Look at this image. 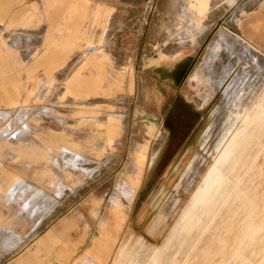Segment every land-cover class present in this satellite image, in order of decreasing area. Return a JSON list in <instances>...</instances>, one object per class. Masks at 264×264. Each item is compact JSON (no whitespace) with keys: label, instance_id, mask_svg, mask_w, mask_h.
Listing matches in <instances>:
<instances>
[{"label":"rangeland","instance_id":"obj_1","mask_svg":"<svg viewBox=\"0 0 264 264\" xmlns=\"http://www.w3.org/2000/svg\"><path fill=\"white\" fill-rule=\"evenodd\" d=\"M35 1L37 0L24 2ZM249 1L251 0H107L106 3L114 12L113 17H119L121 23L115 25L110 36L106 37V52L112 62V69L106 66L105 72L117 70L113 75L115 79L122 77V74L118 75L125 69L119 89L111 86L112 82L107 74L103 81L94 80L96 82L92 84L89 82L84 93H65L66 80L77 67L79 55L88 47L84 40L79 42L76 49L66 53V60L62 63L57 62L61 58L59 56L46 62L41 61L38 65L33 60L30 65L25 66L26 63L23 65L20 61L25 48L23 46L12 51L19 60L14 63L15 67L10 65L13 63L12 59L10 63L3 59L0 63V97L5 98L7 95L4 92L13 90L14 84L20 87L19 84L30 79L29 84H26L31 86L26 95L27 102L18 107L38 108L41 113L44 112L43 108L51 109L41 117L33 114L31 120H27L32 138H26L25 141L14 140L15 143L9 148L0 147V161L6 175L17 176L34 187L43 189L57 201L51 214L40 224L37 233L27 239L28 244L26 243L23 251L31 248L59 222H64L66 227L62 235L57 237L60 242L52 244L50 249H42V261L70 264V261L82 255L91 246L94 236H99V220L105 216L108 198L128 163L133 145L136 142L145 145L159 129L166 134L165 140L155 161L147 170L143 185L132 202L118 236L130 239L132 243L141 238L145 246V264H152L150 260L156 251L159 252L161 264H217L223 257L222 253L231 252V246L238 247L237 253L245 252L246 248L255 250L256 263L264 264V207L251 206L252 199H264V186L259 180L260 169L263 168L264 172V138H254L255 133L261 134L263 130L257 128L251 138L231 141L228 156L213 175L214 181L191 205L193 195L211 164V154L227 133L225 131L230 129L232 118L242 123L249 111L247 105L243 111L240 109L234 112L228 107L217 112V106L223 107L222 90L218 89L213 93L215 87L212 88L207 82L198 85L192 80V76L217 29L220 26L237 28L239 20H247L252 16H242L244 11L252 10L258 0H252L254 5L251 7L247 6ZM183 5L187 6L188 12L181 10ZM54 7L55 5H51L48 8V43L41 48L49 50L47 53L55 49L53 47L56 45L53 44L61 37L60 34L70 33H58L51 29L56 14ZM41 25H32L36 28L33 32L36 38L45 34L40 29ZM24 28L17 26L10 31L23 35ZM86 32L87 30L84 33ZM102 32L101 28L93 30V42L100 38ZM51 63L55 65L50 76L54 83L37 95L38 83L49 76L47 68ZM242 67L241 61L236 72ZM84 74L89 75L88 71ZM204 96L207 101L201 109L198 102ZM1 103L3 101L0 100ZM242 103L244 105L247 101ZM0 109L10 111L15 107L0 106ZM62 113L68 115L64 123L56 119ZM112 113L121 117L123 134L119 139V147L110 152H102L101 148L96 147H101L106 138L100 136L91 141L89 136L101 135V131L90 119ZM6 125L7 122L0 120V129ZM235 127L232 129L234 132ZM44 129L56 133L64 130L65 139L74 140L79 145L78 153H83V148L92 149L91 153L84 155L91 160L88 166L94 168L92 175L83 176L79 182L66 181L61 177L60 170L50 163L52 154H47L48 142L55 146H59L60 142L58 138H38V134ZM238 147L248 150L233 175L230 170L232 155ZM255 147L257 155H262L263 158L259 159L261 164L257 166V181L253 179L250 184L247 156L250 148ZM50 150L59 152L54 148ZM1 176L2 180L5 175L1 173ZM58 181L70 186L72 190L64 189L57 196L54 191ZM93 202H100V206L97 218L87 231L85 221L93 209ZM187 207L189 209L185 219L188 218V227L182 221ZM1 211L6 214L7 208L2 206ZM56 251L57 254L54 253ZM65 252L71 256H66ZM18 255L6 257L0 264H11Z\"/></svg>","mask_w":264,"mask_h":264},{"label":"crops","instance_id":"obj_2","mask_svg":"<svg viewBox=\"0 0 264 264\" xmlns=\"http://www.w3.org/2000/svg\"><path fill=\"white\" fill-rule=\"evenodd\" d=\"M24 1L25 0H0V63L3 61V59L4 62L7 61L10 63L12 59L13 63L10 65H13V67H15L14 63L16 61L19 62V60L17 59V56H15L16 54L12 51L22 46L25 48L21 55L22 58L20 59V61L23 65L26 63L25 66L30 65L33 60L35 61V64L38 65L41 61L46 62V60H53L59 56H61V58L57 59V62L61 61L62 63L66 60V53L73 51V49H76V47L79 46V42L84 40L86 41L88 47L83 52V54L79 55L77 67L72 70V74L67 78V87L65 88V93H84V90L87 85H89V82L90 84H92L93 82H96L94 80L103 81L104 75L107 74L110 76L112 82L111 86L115 87L116 89L120 88L124 79L123 73L125 72V69L118 75L120 76V74H122V77H118L115 79H113V75L117 73V70L115 71L113 69L112 72H105L106 66H108L109 69H112V62L110 61L108 53L106 52V37L110 36V32H112L115 25L121 23V19L119 17H113L114 12L112 11V8H110L106 3L107 0H37L35 2L27 3H25ZM51 5H55L54 8H56L54 10L56 14L53 18V26H51V29H55L58 33L63 31H69L70 33L60 34L62 39L61 37L57 38L56 42L53 44L56 45V47H53L55 49L52 52L47 53L49 50L44 51V49L42 50L41 48L48 43L46 42L48 41L46 31L49 30V28L48 26L46 27V25L49 23L48 8ZM19 14L20 17H17V15ZM249 14L252 15L250 18H248L247 20L243 19L242 21L239 20L237 22L236 26L238 29H232L242 39L243 42L238 41L240 44L234 42L235 44H237L235 45L233 43L235 47L232 43L230 45L227 44L225 47V44L218 45L222 43L217 40L216 49L213 50L215 42L214 44L210 43V45L208 46L207 49H209L210 47L212 54H214L215 51L214 56L216 57V59L214 60L217 61V63L216 61H214L216 66V73L214 71V74H212L214 70V68L212 67L213 65L211 66L210 63H207L208 65H205V62L203 61V63H201L200 58L198 67L194 75L192 76V80H194L198 85H203L207 82V84H209L212 88L215 87L216 89L215 91H212L213 93H215L218 89H223V91L225 90L224 92H222L223 107L217 106V111L225 110L226 108L228 109V107L231 110L234 109V111L240 110V105L242 106V98L243 101H245V95L243 96L242 92L243 94L246 93L245 89L246 86H248L246 82L248 80V83L252 81V85H254L251 86L250 83L249 86H251V88L249 91L247 90L248 94L246 93V95L248 96L250 95V93L254 92L251 94H254L252 97L250 95V98L248 96L249 99L246 98L247 103H251H248L249 112L251 111L252 104H254L256 100H258V98L264 94V78L263 80L261 78V74H263V72H260L262 69L261 66H264V0H258L253 9L244 11L242 16L246 15L245 17H247V15ZM91 15H93L92 20H90ZM38 23L42 24L40 29L44 30L45 34H42L39 38H36V35L33 33L36 28H33L32 25L36 27ZM17 26H19L20 28L25 27V30L22 31L24 32L22 33L23 35H20L18 33H11L10 30L16 29ZM100 28L103 30V32L100 38L97 41L93 42V30ZM86 30L87 32H90L84 33ZM220 46L224 50V52H220L223 51L219 48ZM253 47L257 48L256 50L258 52ZM234 48L235 51L233 52ZM204 53L205 51L203 52V54ZM230 53L233 54V56H231ZM222 54L224 55L222 56ZM237 54L239 55V57L237 56ZM244 54L246 55V58H244L246 59V61L244 62H247V67L246 63L243 62ZM259 54L260 57H258ZM249 55H251L252 57ZM5 56L7 59L5 58ZM235 56L237 57V60ZM261 57L263 60H261ZM241 58L243 62V67L241 68V70L243 72L241 70L236 72V69L241 62ZM259 59L260 61H258ZM209 65L213 70L210 69ZM218 65L220 67H218ZM259 65L261 66L259 67ZM54 67L55 65L53 63L48 66L47 74L49 76H47V78L41 79V81L38 83V85H40L37 88V95L39 93H43V91H45L50 85L54 83L53 78L50 77L52 76L51 71L54 69ZM230 67L232 68L228 70ZM63 70L64 69L62 68L61 72H63ZM263 70L264 67L262 71ZM87 71L89 75L84 74V72ZM214 75H216L217 77ZM248 75L251 77L250 79H248ZM230 78L233 80L229 81ZM234 78L236 79L234 80ZM255 78H257V80H255ZM244 79L246 80V82H244ZM259 80H262L263 82H260H262L263 84H260L258 88ZM29 81L24 80L23 83L19 84L20 87H17V85L14 84L13 90L4 92V94L7 95L5 98H2V96L0 97V100L3 101L0 106H9L10 108L15 107V109H10V111L0 109V120L5 123L7 122V125L3 129H0V147L7 146V148H9L12 144L15 143L14 140L24 139L25 141L26 138H32L30 136L32 134V130L27 120L30 119L33 114H35L37 117H41L45 115V113L47 114L48 111H51V109L49 108H43V114L38 108H24L21 106L18 107V105L27 102L28 96L26 95L28 94L31 86L29 87L26 84H29ZM256 81H258L257 84ZM243 82L246 84H241ZM243 87H245V89ZM80 89H82V91H80ZM252 89H255V91H252ZM206 101L207 97H201L199 101L200 104L198 102V107L202 109ZM240 101L241 103H239ZM233 103H235V105ZM79 114L81 115L82 112ZM66 117H68V115L66 113H62L59 116H56V119L59 122L64 123L67 119ZM120 119V116L113 113L105 117H94L90 119L97 124L101 131V135L100 133L98 135H90L89 138H91V141L94 139L96 140L97 138L99 139L100 136L106 138L103 145L101 147L97 146L96 148H101L102 152H110L113 149L119 147V139L123 134V128L121 126ZM83 120L86 119L83 118ZM233 121H235V119ZM82 123L83 121L80 122V124ZM236 124L238 125L241 123L239 122ZM251 125V115H249V128L251 127ZM63 132L64 130L56 133L51 132L48 129H44V131L40 133L41 135L38 134L37 137L58 138V141L60 142L59 146H55L51 142L47 143V154H52L50 163L52 164V166L60 170L61 177L65 178L66 181L75 180L76 182H79L81 181L83 176L89 177L94 171V168H90L88 166L91 160L84 156L85 154L88 155V153H91L92 149L83 148V153H78L77 148L79 145L77 144V142H75L74 140L65 139ZM162 135H165L164 138H161ZM165 137L166 134L158 129L154 133V136L151 138V140L149 138V140L147 141L148 143H146L145 145L142 142H136L133 145V150L131 151V154L129 156L128 163L125 166L120 178H118V180L115 182L114 189L108 198L107 206L105 208V216L101 217L99 220V236H94L91 246L88 247L82 255L74 260H72L71 258L72 261H70V264H144L143 260L145 255V246L141 241V238L136 239L132 243L130 239H122L121 237H119V232L122 231V223L125 221L126 215L131 209L132 202L136 198L135 195L138 194L139 190L142 187L141 185L143 184L146 175L145 172L147 173V170L155 161L160 147L165 140ZM254 138H264V131L258 135L255 133ZM159 139L160 141H158ZM157 145L158 147H156ZM50 148H54L56 150L58 149L59 152H53L52 150H50ZM247 157L249 162V183L251 184L253 179L257 181V166L258 164H261L259 162V159H262L263 157L262 155H257L256 147L253 149L250 148ZM262 166L263 165H261V167ZM4 170L5 169L3 168V163L0 161V262L8 256L19 254L11 264H52L50 260H47L46 262L42 261V256L40 254L44 247L50 249L52 244L60 242V238L57 237L58 235H62L66 227V223L64 222H59L54 228L46 232L34 243L31 248H28L25 251L23 250L24 247L27 246V239L37 233L36 231L38 230L40 224H42V222L45 221V219L51 214L54 208L53 205H55L57 201L50 195H48L43 189L34 187L33 185L17 176L6 175L7 173ZM260 172V184L264 186L263 168L260 169ZM1 173L5 175V177L3 176L4 178L2 180ZM55 189L56 190L54 192L57 196H60L64 189L72 190L70 186L68 187V185H64L59 181L56 182ZM121 191L125 192L124 195ZM2 206L7 208L6 214L2 213ZM92 206L93 209L85 221V229L88 228L87 231L91 227L92 221L97 218L100 202H93ZM251 206L264 207V199H252ZM255 214H257V210H255ZM28 232L33 233L28 234ZM65 243L67 244L66 239L64 240V244ZM230 249L231 252L222 253L223 257L217 264H257L255 258L257 252L255 250L246 248L245 252L237 253L236 251H238V247L231 246ZM54 253L57 254V251ZM65 255L68 256L66 252ZM235 255L239 256L236 257Z\"/></svg>","mask_w":264,"mask_h":264},{"label":"bare ground","instance_id":"obj_3","mask_svg":"<svg viewBox=\"0 0 264 264\" xmlns=\"http://www.w3.org/2000/svg\"><path fill=\"white\" fill-rule=\"evenodd\" d=\"M252 5H254V3H252V0L251 1H249L248 2V4H247V6H249V7H251ZM256 5V4H255ZM182 9L181 10H183L184 12L186 11V12H188V8H187V6H182L181 7ZM211 17H213V16H211ZM219 17V16H218ZM213 19V18H212ZM214 19H216V18H214ZM208 22V21H207ZM214 22V21H213ZM212 22V23H213ZM167 38V37H166ZM239 39V41L241 42L242 41V39L231 29V28H226V27H223V26H220L218 29H217V31H216V33L214 34V37H213V41H212V44H214V42H215V45H214V48H213V50L214 49H216V41L217 40H219V42L220 43H222V44H218V45H223V44H225V47H226V45L227 44H233L234 42L235 43H239L237 40ZM163 40V39H162ZM218 42V43H219ZM243 42V41H242ZM248 42V41H247ZM173 43V42H172ZM234 43V44H235ZM211 44V45H212ZM233 44V45H234ZM240 44V43H239ZM235 45H237V44H235ZM235 45H234V47H235ZM245 45V44H244ZM251 45V44H250ZM239 46V45H238ZM237 46V47H238ZM179 47V46H178ZM224 47V46H223ZM237 47H236V50H237ZM240 47V46H239ZM250 47V46H249ZM255 47V46H254ZM253 47V48H254ZM170 48V47H169ZM221 50H223L222 48H221V46L219 47ZM244 48V47H243ZM252 48V47H251ZM167 49V48H166ZM232 49V48H231ZM239 49H241V48H239ZM255 50L257 49V48H254ZM218 50V49H217ZM228 50V49H227ZM247 50V49H246ZM245 50V51H246ZM166 51V50H165ZM168 51H169V49H168ZM210 51V52H209ZM231 51V50H230ZM235 51V48H234V50H233V52ZM244 51V50H243ZM257 51V50H256ZM255 51V52H256ZM217 52V51H216ZM219 52V51H218ZM220 52H224V50L223 51H220ZM241 52V51H240ZM252 52V51H251ZM258 52V51H257ZM167 53V52H166ZM214 54H215V51H214ZM214 54H212L211 53V50H210V47H209V49H207V50H205V53L202 55V57H201V63H203V62H205V65L207 64V63H210L211 64V66L214 68V70L213 69H211V66H210V69L211 70H213V73L212 74H214V71H215V62L214 61H216V60H214V59H216V57L214 56ZM217 54V53H216ZM229 54V53H228ZM231 54V53H230ZM239 54V53H238ZM237 54V56L239 57V55ZM253 54V53H252ZM262 54V53H261ZM220 55V54H219ZM218 55V56H219ZM224 54H222V56H223ZM241 55V54H240ZM217 56V55H216ZM231 56H233V54H231ZM246 55L244 54V57H243V59L244 58H246L245 57ZM249 56H251V55H249ZM255 56H256V54H255ZM258 56V55H257ZM261 56H263V55H261ZM236 57V56H235ZM252 57V56H251ZM258 57H260V54H259V56ZM218 58V57H217ZM220 58V57H219ZM248 58V57H247ZM250 59H252V58H250ZM223 60V59H222ZM236 60H237V57H236ZM257 60V59H256ZM261 60H263L262 59V57H261ZM203 61V62H202ZM224 61V60H223ZM234 61V60H233ZM241 61H242V58H241ZM244 61H246V59H244L243 60V62ZM252 61V60H251ZM258 61H260V59L258 60ZM219 62V61H218ZM225 62H227V61H225ZM232 62V61H231ZM253 62V61H252ZM216 63H217V61H216ZM229 63V62H228ZM227 63V64H228ZM235 63V62H234ZM244 63H246V67H247V62H244ZM250 63V62H249ZM257 63V62H256ZM226 64V65H227ZM233 64V63H232ZM232 64H231V66H232ZM259 64V63H258ZM208 65V64H207ZM225 65V66H226ZM230 65V64H229ZM237 65V64H236ZM250 65V64H249ZM255 65V64H254ZM262 65H263V62H262ZM258 66V65H257ZM261 65H259V67H260ZM218 67H220L219 65H218ZM234 67V66H233ZM245 67V68H246ZM254 67V66H253ZM263 67L264 66H261V68L263 69ZM225 68H227V67H225ZM232 67H230L228 70H230ZM260 68V69H261ZM208 69H209V67H208ZM207 69V70H208ZM217 69V68H216ZM220 69V68H219ZM259 69V70H260ZM262 69H261V71L260 72H263V74H264V70L262 71ZM237 70V69H236ZM241 70V69H240ZM255 70V69H254ZM256 70H257V68H256ZM221 71V70H220ZM232 71V70H231ZM242 71V70H241ZM240 71V72H241ZM248 71V70H247ZM209 72H211V71H209ZM219 72V71H218ZM217 72V73H218ZM243 72V71H242ZM260 72H258V73H260ZM215 73H216V71H215ZM245 73V72H244ZM250 73H252V72H250ZM256 73V72H255ZM254 73V74H255ZM258 73H257V75H258ZM247 74V73H246ZM245 74V75H246ZM263 74H261L262 75V80H263ZM235 75V74H234ZM260 75V76H261ZM214 76H216V75H214ZM218 76H219V74H218ZM237 76V75H236ZM243 76V75H242ZM249 76V75H248ZM217 77V76H216ZM215 77V78H216ZM228 77V76H227ZM233 77V76H232ZM239 77H240V75H239ZM244 77V76H243ZM253 77V76H252ZM251 77L249 76V78L248 79H250ZM223 79V78H222ZM231 79V78H230ZM229 79V81H232L233 79H231L230 80ZM236 78H234V80H235ZM246 79H247V77H246ZM216 80V79H215ZM221 80V79H220ZM219 80V81H220ZM254 80V79H253ZM255 80H257V78H255ZM262 80H259V83H258V81H256V84L258 83V88H259V85L260 84H263L264 82V80L262 81ZM243 81V80H242ZM249 81V80H248ZM248 81L246 82V80L244 79V82H246L247 83V85L249 86L250 85V83H251V86H254V85H252V81L251 82H249L248 83ZM260 81H262V82H260ZM241 82V81H240ZM241 83V84H246V83ZM228 83V82H227ZM226 84V83H225ZM233 84V83H232ZM235 84V83H234ZM255 84V85H256ZM213 85V84H212ZM228 85V84H227ZM231 85V84H230ZM229 85V86H230ZM216 86H218V85H216ZM221 86V85H220ZM235 86V85H234ZM244 86V85H243ZM246 86V89H245V87H243L245 90H246V93L250 90V88H251V86ZM257 86V85H256ZM255 86V87H256ZM239 87H240V85H239ZM255 87H253V88H255ZM264 87V86H263ZM218 88V87H217ZM248 88V89H247ZM257 88V87H256ZM261 88V87H260ZM226 89H228V88H226ZM230 89V88H229ZM231 89H233V88H231ZM264 89V88H263ZM244 90V91H245ZM248 90V91H247ZM255 91V89H252V91ZM257 90H260V89H257ZM225 91V90H224ZM223 91V89H222V92H224ZM235 91V90H234ZM233 91V92H234ZM236 91H237V89H236ZM241 91V90H240ZM239 91V92H240ZM262 91V90H261ZM260 91V92H261ZM251 92V91H250ZM257 92V91H256ZM229 93V92H228ZM235 93V92H234ZM238 93V92H237ZM246 93L245 94H243V92H242V95L244 96V95H246ZM252 93H254V92H252ZM252 93H250V95L252 94ZM258 93V92H257ZM248 94V93H247ZM241 95V96H242ZM250 95H248L249 96V98H250ZM254 95V94H253ZM253 95H251V97L253 96ZM233 96V95H232ZM237 96V95H236ZM239 96V95H238ZM242 96V97H243ZM248 96H247V98H248ZM257 96V95H256ZM228 97V96H227ZM234 97V96H233ZM255 97V96H254ZM248 98V99H249ZM257 98V97H256ZM256 98H254V99H256ZM240 99V98H239ZM238 99V100H239ZM253 99V100H254ZM235 100H237V99H235ZM242 100H243V98H242ZM247 100L245 99V101H242V102H246ZM251 101V100H250ZM232 102V101H231ZM238 102V101H237ZM253 102V101H252ZM228 103V102H227ZM239 103H241V101L239 102ZM249 103V102H248ZM199 104H200V102H199ZM234 105H235V103H233ZM246 104V105H245ZM244 105H243V103H242V106L240 107L241 109H242V111L244 110V109H246V107H247V103H245ZM249 104H251V103H249ZM226 105H228V104H226ZM238 106H239V104H238ZM250 107V106H249ZM235 108V107H234ZM239 108V109H240ZM248 110V109H247ZM229 111V110H228ZM233 111H234V109H233ZM240 111V110H239ZM218 112V111H217ZM220 112V111H219ZM235 112V111H234ZM246 112V111H245ZM223 113H224V111H223ZM233 113V112H232ZM237 113H239V112H237ZM245 114V113H244ZM238 115V114H237ZM249 115H251V121H252V125H251V127L249 128ZM235 116V115H234ZM244 116V115H243ZM29 117V116H28ZM113 117V116H112ZM238 118V117H237ZM226 119H228V117L226 118ZM230 120H231V118H229ZM236 120V118H233V120ZM229 120V121H230ZM233 120H231V122H230V125H229V127H230V129L228 128V130H226L225 132H227V133H225L224 134V136L219 140V142L217 143V145H216V147H215V149H214V151L212 152V154H211V164L208 166V168H207V170H206V172H205V175L202 177L203 178V180H202V183H201V185H200V187L197 189V191L195 192V194L193 195V199H192V203H191V205L193 204V202H194V200H196V199H198V195L201 193V192H203L210 184H212V182L214 181V173H215V171L219 168V166H220V163L224 160V158L225 157H227L228 155V151H229V146H230V144H231V141L233 140V139H240V138H244V139H248V138H251L252 136H253V133H254V131H255V129H257V128H260L261 130H263L264 131V94L261 96V97H259L258 98V100H256V102L254 103V104H252V107H251V111L249 112V111H247V114H246V116H245V118H244V120H242V123L241 124H236V123H238V122H236V121H233ZM228 124H229V122H228ZM235 125H236V127H235ZM15 126V125H14ZM159 126V125H158ZM233 127H235L234 129H236L235 130V132H234V130H232L233 129ZM231 130L234 132H231ZM19 131V130H18ZM207 132V131H206ZM205 132V133H206ZM231 132V133H230ZM13 133H15V132H13ZM158 133V132H157ZM230 136H229V135ZM159 136V135H158ZM164 136L165 135H162L161 136V138H164ZM229 136V138H226V137H228ZM156 138V137H155ZM153 140V139H152ZM158 141H160V139L158 140ZM163 142V141H162ZM153 143H154V141H153ZM206 143V142H205ZM161 144V143H160ZM156 147H158V145L156 146ZM151 148H152V145H151ZM161 148V147H160ZM149 149V148H148ZM158 149V148H157ZM247 150L248 149H246V148H243V147H238V148H236L235 150H234V152H233V155H232V158H233V161H232V167H231V169L230 170H232L233 171V175H234V172H236L237 171V169H238V167H239V165H240V163L242 162V160H243V155H244V153L245 152H247ZM154 151V150H153ZM156 151V150H155ZM156 153V152H155ZM152 154V153H151ZM150 155V154H149ZM230 156V155H229ZM150 157V156H149ZM151 158V157H150ZM201 158V157H200ZM146 159V158H145ZM199 159V158H198ZM154 160V159H153ZM152 160V161H153ZM205 161V160H204ZM198 162V161H197ZM195 166V165H194ZM190 167V166H189ZM202 167V166H201ZM193 168V167H192ZM146 169V168H145ZM196 169V168H195ZM200 169V168H199ZM194 171V170H193ZM199 171V170H198ZM141 172V171H140ZM139 172V173H140ZM193 173V172H192ZM143 174V173H142ZM145 174H146V172H145ZM198 174V173H197ZM192 176V175H191ZM195 176V175H194ZM142 180V179H141ZM189 181V180H188ZM187 181V182H188ZM142 184V183H141ZM143 185V184H142ZM141 185V186H142ZM122 186H124V185H122ZM123 188V187H122ZM196 189V188H195ZM116 190V189H115ZM117 190H118V188H117ZM116 190V191H117ZM122 190V189H121ZM126 190V189H125ZM124 190V191H125ZM124 191H121V192H123V195H124ZM120 192V193H121ZM131 192V191H130ZM119 193V192H118ZM122 195V196H123ZM135 196H137V195H135ZM191 196H192V194H191ZM128 198V197H127ZM190 198V197H189ZM174 199V198H173ZM173 201H171V203H172ZM188 209H189V207H187V210L185 211V213H184V215H183V219H182V221L184 222V223H186V226L188 227V218H186L185 219V216L187 217V213H188ZM184 211V210H183ZM180 214V213H179ZM182 214H183V212H182ZM176 221H178V220H176ZM186 227V228H187ZM12 233V232H11ZM124 239V238H123ZM130 243V242H129ZM155 248V247H154ZM156 249V248H155ZM156 251V250H155ZM153 252V251H152ZM151 253V252H150ZM151 255V254H150ZM139 258H141V257H139ZM151 259V258H150ZM146 260V259H145ZM148 261V260H147ZM150 261H152L151 263L152 264H159L160 263V261H161V258L159 257V252H154V255L152 256V260H150ZM145 264V263H144Z\"/></svg>","mask_w":264,"mask_h":264}]
</instances>
